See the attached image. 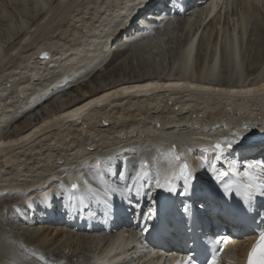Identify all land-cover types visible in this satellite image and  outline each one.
Listing matches in <instances>:
<instances>
[{
    "label": "bare ground",
    "instance_id": "obj_1",
    "mask_svg": "<svg viewBox=\"0 0 264 264\" xmlns=\"http://www.w3.org/2000/svg\"><path fill=\"white\" fill-rule=\"evenodd\" d=\"M17 1L26 3L27 0ZM53 1L55 2L54 6L53 4L50 5L49 0H31L37 13H41L39 19L41 22L38 25L36 24L34 29L32 27L33 30L29 28L31 25L25 26L27 21L24 20L18 23V28L15 26L17 31L25 29L16 45L21 41L25 44L27 41L33 40L31 47L27 50L28 53H25L24 50L18 51L16 45L11 46L6 52L2 51V47L0 48V123L3 121H5V124L12 123L14 115L10 117L8 115L12 109L25 112L27 108L34 106L33 104L36 105L37 102L47 100L50 94L64 87L66 83L87 81L91 77L90 74L95 73V70L98 71L106 66L107 58L104 57L114 49H116L114 52L123 55L128 51L134 52L135 50L147 48L148 43L155 41V39V43H160L161 46L164 44L165 38H175L176 35H180L178 34L180 30H185L186 36L191 41L187 47L181 50L180 55H178L179 59H177L179 62L171 67L172 75L168 76L167 79L163 80V77L155 78L151 76L135 77L134 79L107 84L94 92L79 97L75 102L73 101L70 105L51 115L42 117L36 123L26 126L16 134L0 137V142H2V146H0V195L13 191L16 187L10 185L12 180L15 184H18L19 179L25 174L35 176L42 173L53 174L57 171L64 172L67 168H78L83 172L82 167H85L88 171L89 167H87V162L84 163L85 159L95 152H100L105 148V145L106 148L102 153V157H104V152L109 150L108 146H119L112 154L113 158H117L114 161L116 164L114 169L117 172L121 167L120 159L126 156L135 145L140 150L144 144L155 149L152 158L156 161L163 160V163L168 161V150L172 145H176L178 152L186 154L185 158H187L194 172L195 167L202 168L200 167L202 160L212 157V153L205 152L199 145L214 142L217 138L230 135L235 132L234 130H239L242 139L233 147L234 150L230 151H237L236 156L241 155V151H244L245 155H253L256 147L252 144L264 140V131H261V129H264V92L256 91L251 94H243L241 91L245 88L259 89V86L264 84V79L258 80L254 84L250 83L249 86L245 84V81L251 82V80H248V76L251 74L243 75V62L240 58L239 48L240 40L237 38L238 31L236 30L240 27L239 31L244 32L245 27L247 28L248 25L254 22H251L252 16H250L254 9L253 6L258 7L260 3H263V0H202L195 5L190 1L186 4L189 9L181 16L180 21H178L179 18L169 14L168 8L171 0H139L138 3H136V0ZM235 1L239 2L241 8L240 20H237L239 25L234 28L235 23L233 22L225 35L221 48L217 45L210 50V58L209 56L205 58L206 62H203L202 67L199 68L195 83H193L189 76L191 75L190 71L196 55V48L199 46L198 41H200L201 33L198 31V25H204L203 28H205L214 16L221 14L222 8L231 7L230 5ZM150 9H154L158 15L160 14L157 21L152 18L154 14L153 11H149ZM211 16L213 17L210 18ZM146 17L150 19L148 22H146ZM138 18L140 19L137 20ZM175 21L181 23L179 25L181 29L174 27ZM194 21L196 23H193ZM155 24L157 27H155ZM194 24L198 26L197 29H195V26L194 29L192 28ZM15 27L14 29H16ZM150 28L153 31L147 32ZM144 30L147 33L139 34L140 31L144 32ZM135 31L137 34H135ZM160 32L165 36H163L164 38H162ZM250 34H252L251 30ZM171 39L173 40V38ZM138 40H144V45L143 42L139 45ZM111 41L113 46H108ZM116 41L122 42L120 46L114 43ZM193 41H195L194 45ZM212 41L213 44L211 45L214 47L216 41L214 39ZM135 43H138L137 47L133 46ZM261 43L253 42L255 48L259 47L256 48L254 62L262 61L264 63V45H261ZM151 45L157 47L159 44L151 43ZM121 46L126 48V52ZM154 46L150 47L154 49ZM19 47L24 46L20 43ZM156 47L155 50H151L156 52ZM159 50L162 49L159 48ZM222 50L225 51V59L221 58L223 56ZM41 52L48 53L47 60L38 57ZM148 57H150L149 54ZM148 57L147 59H150ZM156 59L151 58L147 62L151 65H158L160 61ZM12 61V65L8 68L4 67L5 64ZM115 67L116 64H113L112 70L110 69L111 72ZM222 67L227 69L223 73L221 72ZM259 70L260 73L264 72L262 67H259ZM253 71L256 72L257 68H253ZM180 72L185 75H181ZM186 74H188L187 77H185ZM176 76L178 79H176ZM222 76L227 77L225 79ZM257 77H259L258 74ZM204 79L206 81L202 83L201 81ZM2 81L5 82L2 83ZM219 81L229 82L227 87L219 86V89L225 91L210 92L204 90L215 87ZM141 83L197 84L198 87L196 89L188 87L161 88L149 92L121 93L107 98L101 104L93 105L79 119L67 117L56 119L57 117H63L65 112H71L77 107H82L88 101L104 95L105 92H114L116 88L132 87ZM233 88L237 90V94L232 93ZM16 116H18V112L15 114ZM46 121H51V123L45 124ZM245 124L248 125L247 129L243 128ZM41 125H44V127L41 128ZM34 128H39L40 131L34 133L27 141H21L17 144L8 143L10 140L19 141L20 137L27 136ZM245 135H249V137H245ZM194 154H196V157L201 158L200 164L196 162L193 164V158L191 157ZM234 156L231 154V158L236 159ZM224 165L223 168L226 169L227 165L225 163ZM98 168L101 169L102 166L100 165ZM194 175L196 177L195 172ZM31 184L30 181H22L21 186L23 187L21 189L27 190L31 187ZM9 197L10 195L2 197L5 204L8 202ZM0 211V213L3 212L1 209ZM52 219L56 221L49 222V225H42L40 230L36 229V226L30 230L28 240L33 243L32 245L28 243L26 245L27 249L36 247L43 250L45 247L56 246L62 233L67 231L77 235L74 238L67 233L64 247H57V249H67L71 254L69 257H64L67 261L74 259L72 262L74 264H81V262L89 259L92 254L98 255L100 253L104 254V257H107L109 253L111 263H116L119 255L129 251L130 240L125 239L124 242L122 241L118 245L117 242L114 243L115 241L112 240L110 235H104V238L107 239L102 240L103 245L98 251L76 252L73 249L74 245L80 243L85 245L83 240L86 238L82 237L83 234L79 230L66 225L65 229L61 228L63 222L57 220L58 217L50 215L45 220L50 221ZM17 220L19 219L16 218ZM2 227L1 229H3ZM21 230L25 231L24 229ZM17 234L21 235L23 233L19 230ZM64 234L66 235V232ZM95 236L91 234L89 237L95 240ZM11 239L5 240L7 242L0 245V261L2 263H4L7 255L8 260H14V255H16L10 246L13 240ZM95 241L98 242L99 240L96 239ZM236 242V238H233L232 241L229 240V243L226 242V250L220 256V263L225 258L230 257L231 250L240 256L241 242ZM48 244L49 246H46ZM113 245L120 249L118 253L109 252ZM121 245L127 247L121 248ZM34 251L41 252L37 249ZM47 251L45 249V254L52 255ZM41 254L43 253L41 252ZM45 254H43L44 257ZM222 257L225 258L221 260ZM233 259L229 263L224 262V264H239L238 259L235 261Z\"/></svg>",
    "mask_w": 264,
    "mask_h": 264
},
{
    "label": "rangeland",
    "instance_id": "obj_2",
    "mask_svg": "<svg viewBox=\"0 0 264 264\" xmlns=\"http://www.w3.org/2000/svg\"><path fill=\"white\" fill-rule=\"evenodd\" d=\"M49 3H50L51 6H52V4H53V6L55 4V2L53 0H49ZM263 3H264V0H263ZM263 3H260L258 7H254L253 6L254 9L251 12L252 15H250V16H252V18L250 16L249 17L251 18V22H253V21L254 22L251 23L250 25H248L247 28L245 27V31L244 32L239 31L240 27L238 29H236L238 31L237 32L238 33L237 34V36H238L237 38H238V40H240L239 48H240V58H242L241 60L243 62L242 63L243 75L251 74L250 76H248L249 77L248 80H251V82L250 81H248V82L249 83H253V84L258 82V80H261V79L263 80L264 79V72L262 71L260 73V70H259V67H262V69L264 68V63H262V61L261 62H258V61L254 62V60H255L254 59L255 51H256V48H259V47L257 46L255 48V44H253V42L254 43L256 42L257 44H260L262 42L261 45H264V4ZM261 4H262V6H261ZM230 6L231 7L222 8L221 14H219V15L217 14L216 16H214L213 19H211L207 23L205 28L200 29L202 25L201 26L198 25L199 27L196 24L192 25L193 29L195 27L196 28L198 27V31H200V33H201L200 34V39H199L200 41H198V45L199 46H197L198 48H196L197 49L196 50V55L194 57L192 70L190 71V74H191V76L193 78H195L197 76V73L199 72V68L202 67L203 62H206L205 58H207L208 56L210 58V54H209L210 50L212 48H215L217 45H218L217 47L221 48L222 42H223V40L226 37L225 35L227 34V31L230 29V26H232V23L233 22L235 23L234 28H237V26L239 25V22L237 21V20H240V13H241V8L239 6V2L235 1V3H232ZM255 12H257V13L255 14ZM40 15H41V13H39V12L37 13L35 8L32 6L31 0H27L26 3H20L17 0H0V48L2 47V51L6 52L11 46L16 45L18 43V41L20 40V38L22 36V33L25 31V29H23L21 31H17L18 23L20 21H23V20L25 22L27 21L26 22L27 24L25 26L28 27V25H31V26H29V28L32 29V27H33V29H34L36 27V24L38 25V23L41 22V20L39 21ZM37 18H38V20H37ZM255 18H256V20H255ZM258 18H259V20H258ZM180 19H182V18H179L178 21H180ZM32 23H33V25H32ZM193 23H196V21H194ZM178 24H181V23H178ZM252 24H253V26H252ZM12 26H14V27L16 26L17 28L15 27L16 29H14V27H12ZM12 28L14 29V31H13ZM62 28H64V27H62ZM252 29H254V30H252ZM9 30H10V32H9ZM236 30H235V33H236ZM250 30H251L252 34H250ZM184 31L185 30L178 31V34H180V35H176L175 36L176 39L174 37L165 38L164 44L161 45V46H160V43H155V41H156V39H155V41L153 40L150 43H148L147 48L139 49V50H137L138 52L136 50L134 52H130V51L126 52V50H125L124 52H126V53H123V55H122V54H118V53L114 52L115 50L110 51L104 57V58H107L106 59L107 61L105 60L106 61V66H104V68H101L98 71L95 70L94 71L95 73L93 72L94 73V74L92 73L93 75L90 74L91 77L87 81L86 80L83 81L84 83L82 81L81 82L74 81L75 83L74 82H70L71 85H70V83H68V84L66 83L65 86L67 88L64 86V87L60 88L59 90L54 91L53 94H50L47 97V100L39 102V103L37 102L36 105L33 104L34 106H32V107L30 106L29 108H27L25 110V112L20 111L18 109L10 110L8 115H9V117L14 115V120L10 124H5V121L0 123V137L16 134L19 131L23 130L26 126H29V125H32L33 123H36L42 117H46V116L51 115L52 113H54V112H56V111H58V110H60V109H62L64 107H66L67 105H70L71 103H73V101L75 102L76 99H78L79 97H82L83 95H86L89 92H94V91L100 89L101 87H104L107 84L114 83V82L116 83V82H119L121 80H130V79H134L135 77L136 78H142V77H150L151 76V77H155V78H158V77H164L165 78L166 77V79H167L168 76L172 75L171 67L174 64H176V62L177 63L179 62V60H177V59H179L178 55H180V52L182 50L183 41L187 37L186 36V31L185 32ZM253 31L255 32L254 34H256V35L253 34ZM215 32H217L218 34L216 36L217 37L216 38V44L213 47V45H211V44H213L212 39L214 38L213 36H215ZM135 34H137V32ZM160 34H162V32H160ZM161 36H162V38L165 37L163 34ZM183 36H185V37H183ZM206 36H208V37H206ZM171 38H173V40ZM139 41L140 40L137 41L139 43V45H140V43L142 44L143 41H140V42ZM118 42L116 41L114 43H116V45L118 44L120 46V43H122V42H120V41H118ZM20 43L24 47H19ZM32 43H33V40L27 41L25 44H23V41H21V42H19L18 45H16V47L18 48V51H23L24 50L25 53H28L29 51H27V50L31 47ZM144 43L145 42H143V45H144ZM151 43L159 44V45H157V47H156V45L155 46L151 45ZM137 44L135 43V45H133V46L137 47ZM122 45L125 46L124 44H122ZM150 46H152V47L154 46V49L151 48ZM162 46H164V47H162ZM155 47H156V50H157L156 52L153 51V50H155ZM122 48L126 49L124 47H122ZM159 48L162 49V50H159ZM151 49H153V50H151ZM158 50H159V52H158ZM218 51H219V48H218ZM148 54H149L150 57H148ZM219 55H220V52H219ZM203 56H204V58H203ZM147 57L150 58V59L151 58L156 59L158 57L159 58L161 57V58L160 59H156V60L160 61L158 65L157 64L156 65H151V64H149L147 62V60L148 61L150 60V59H147ZM220 57H221V55H220ZM15 58H17V56H15ZM221 58L225 59V51H223V56ZM121 61H123V62H121ZM116 62L117 63L119 62V63L117 64ZM249 62H250V65H249ZM12 63H13V61L12 62H8L7 64H5L4 67L8 68L10 65H12ZM255 63H257V64L259 63V64L257 65ZM113 64H116V67L111 72V70H112L111 68H112ZM223 68L224 67H222V69H221L222 73H223V71L225 72V70H227L226 68L225 69H223ZM253 68H257V71L254 72ZM160 72H162V73H160ZM257 72H259V73H257ZM257 74H258V76L260 78L257 77ZM147 75H149V76H147ZM228 75H229V72H228ZM227 76H225V77L222 76V78L226 79ZM169 78H171V77H169ZM176 79H178L177 76H176ZM242 79H244V78H242ZM4 82L5 81H2V83H4ZM245 82H246L245 84L248 83L247 81H245ZM41 85H42V83H41ZM228 85H229L228 81H221V82L219 81L218 84H216L215 87H212V88L209 87L208 89L219 88V86L227 87ZM75 87H77V88H75ZM210 92H213V91H210ZM17 112H18V116L15 117V114ZM247 137H249V136H247ZM45 139H46V141H48L47 138H45ZM23 148L26 149L25 147H23ZM191 158H193V160L196 163L200 164L201 158L196 157V154H194ZM200 167H201V165H200ZM199 169H200L199 170L200 174H205V169L204 168L203 169L199 168ZM29 177H30V179L34 180L35 175L29 174ZM10 198H11V196L9 197V199ZM25 200H27V199H20L18 202H23ZM12 203H14V202H11V203L7 202L5 204V202H3V199L0 198V206H4L5 207V208L4 207H2V208L0 207V209L3 211L2 213H0V245L3 244L4 242L6 243L7 241H5V240H8L9 238H12L13 240L11 239L12 243H11L10 246L12 247L13 250L16 249V252H19L20 250H23V248H21V247L18 248L17 247L18 246L17 239L15 237H13V236H16L15 233L19 232L20 224L16 225V224H11L9 222H7V223L5 222L6 213H8L9 210H10L9 207H7V205L10 206ZM8 218L9 219H13V216H8ZM17 221H19V220H17ZM17 221H16V218H15V222H17ZM42 225H43L42 221H39V223H37V226L36 227L34 226V227L36 229H40V228H42ZM1 227L3 229H1ZM4 227H5V229H4ZM34 227H31V228L21 227V228H23L25 230L24 231L25 235L21 234V235H23V236H21V238L23 239L21 241V243L24 245L23 247H25V248H26V245L28 243H29V245H32V243H33V242H31V240L29 241L28 238L30 237V233H29L30 230H32V228H34ZM37 227H39V228H37ZM62 227H63V225H61V228ZM13 228L18 230V231L16 232V230H14ZM63 229H65V228H63ZM65 232H66V235L64 234ZM64 233H62L61 237L59 238L58 243H56V246H52V247H49V248L45 247L43 250L45 251V249H46V250H48L47 251L48 253H51L50 251H52V253L58 254L60 251H58L59 248L57 249V247H64V245L66 243V240H65L66 236H68V234L72 235L71 237H74V236L77 235V234H71L70 232H67V231H64ZM79 235H82V234H79ZM82 237L86 238V239L83 240V243L85 245H83L82 243H80L79 245H77V244L74 245L73 249L76 252H86L88 250L98 251L100 249V247L103 245V241L102 240H103L104 237L102 235H100L98 237V239H97V237H95V240L96 239L99 240L98 242H96L94 239H92L91 237L86 236V235H82ZM46 246H49V244L46 245ZM36 249L39 250V248H36ZM65 251H67V249H65ZM42 253L45 254V252H42ZM68 253L71 254L70 252H68ZM45 256H51V255L45 254ZM69 256H67V257H69ZM45 259H46V257H45ZM73 260L74 259H71L69 261V263L74 264V263H72Z\"/></svg>",
    "mask_w": 264,
    "mask_h": 264
},
{
    "label": "snow or ice",
    "instance_id": "obj_3",
    "mask_svg": "<svg viewBox=\"0 0 264 264\" xmlns=\"http://www.w3.org/2000/svg\"><path fill=\"white\" fill-rule=\"evenodd\" d=\"M139 0H136L138 3ZM195 41H193V45ZM41 55L46 58L48 53L43 52ZM188 87L196 89L197 84L183 85L180 83H141L136 84L132 87L116 88L114 92H105L104 95L99 96L93 100L88 101V103L83 104L82 107H77L71 112H65L63 117H57L56 119L70 118L79 119L84 115L87 109L91 108L93 105L103 103L107 98L113 95H119L121 93H135V92H149L153 89H171V88H181ZM206 91H225L224 89H204ZM233 94H237V90L233 88ZM243 94H251L256 91L264 92V84L259 86V89L245 88L241 90ZM51 123V121H46L45 124ZM107 123V121H105ZM41 128L44 125L40 126ZM243 128L247 129L248 125H243ZM39 128H34L32 132H29L27 136L20 137V140H10L9 144H17L21 141H27L34 133L39 132ZM264 131V129H261ZM242 139L240 131L231 133L230 135H225L221 138H217L214 142H210L205 145H199L203 148L205 152L212 153V157L207 160L201 161V167L204 168L209 174L211 179L219 186V190L223 196L228 198L238 197L240 204V212L247 214L249 210L253 209L254 205L259 201H264V159H251L240 161L235 158H231V151L233 147ZM2 146V142H0ZM184 152H178L177 146L172 145L167 152L168 163L166 167H156L155 171L150 170L149 162L145 159H141L139 162V167L134 172V174H129L125 171L119 172L120 181L123 184H113L109 183L104 177H100V184L103 190L94 189L91 186L88 188L87 196L81 195L78 198H74L72 192L78 190L79 185L77 183H72L67 199L69 201L70 208L77 207V200L80 206H85L84 202L87 197L97 200L99 203L103 204L104 215L107 217L111 214L113 210V198L119 196L122 201H127L130 210L133 212L137 220L143 219V224H137L136 227L140 229L142 233H149L151 231L150 221L155 219L157 215L156 201L152 197V192L156 190H162L166 193L173 194L177 193V188L179 183L183 182V189L180 195L187 196L191 189V182L194 179V172L191 165L185 158ZM221 162L227 165L226 169L223 167H218ZM130 175V180L128 179ZM148 185L145 188V185ZM147 196V198L152 202L151 206L146 212L141 210V205L139 201L133 205V200L136 197ZM183 212L185 214L190 213V206L185 204L183 206ZM253 223H256L257 227L260 228L259 236L261 241H264V217H261L259 222L256 221L255 217H252ZM125 236L127 233L124 234ZM123 237H121V240ZM227 241V237H219L215 240H209L210 245L221 244ZM121 243L117 240V244ZM132 247H137L138 245L132 243ZM126 245H121V248H126ZM222 250V249H221ZM120 249L116 245H113L110 249V253H118ZM217 249L212 248L211 259L200 260L198 259L195 249H189L188 253L181 255L179 258L173 261V264H219V257L217 254ZM256 246L254 245L248 253L247 264H254V258L256 255ZM25 253L30 255H25V259H29L31 256L36 257L42 264H49L45 259L44 255L31 249H25ZM133 255H139V253H129L127 257L124 255H119L120 260L131 259ZM152 256H158V253H151ZM163 264V261H161Z\"/></svg>",
    "mask_w": 264,
    "mask_h": 264
},
{
    "label": "water",
    "instance_id": "obj_4",
    "mask_svg": "<svg viewBox=\"0 0 264 264\" xmlns=\"http://www.w3.org/2000/svg\"><path fill=\"white\" fill-rule=\"evenodd\" d=\"M43 53V52H42ZM40 57H43L41 54H40Z\"/></svg>",
    "mask_w": 264,
    "mask_h": 264
}]
</instances>
